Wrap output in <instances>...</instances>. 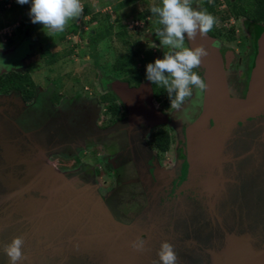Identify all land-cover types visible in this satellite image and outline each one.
<instances>
[{"label":"water","instance_id":"water-1","mask_svg":"<svg viewBox=\"0 0 264 264\" xmlns=\"http://www.w3.org/2000/svg\"><path fill=\"white\" fill-rule=\"evenodd\" d=\"M190 43L207 49V87L184 130L180 175L159 186L149 219H116L95 184L57 170L0 109V243L22 236L21 264H153L162 240L177 264H264V28L244 97L228 85L216 40ZM163 119L150 108V124ZM141 235L137 251L130 241ZM0 264H8L2 253Z\"/></svg>","mask_w":264,"mask_h":264},{"label":"flooded vegetation","instance_id":"flooded-vegetation-1","mask_svg":"<svg viewBox=\"0 0 264 264\" xmlns=\"http://www.w3.org/2000/svg\"><path fill=\"white\" fill-rule=\"evenodd\" d=\"M11 6L10 3L6 4V8ZM248 23L245 30L250 48L244 59L242 76L233 69L235 60L241 63V58L236 56L232 48L221 43L216 35L208 33L216 40L223 62L228 63V85L238 97L246 94L251 71L247 73L250 55L254 52L255 57L257 51V44L253 46L257 24L251 20ZM21 25L22 21L15 22L14 30L7 34L3 31V35L8 36L5 40L7 44L0 48V74L28 71L31 75L32 68L27 65V59L37 50H42L32 38L26 42L29 49L20 56L24 40L13 43L15 34L22 31L31 36L27 26L21 28ZM258 25L264 27V23ZM155 40L160 45L157 37ZM227 52L232 55L228 56ZM195 71L202 76L201 67ZM124 78H107L105 85L100 82V86L95 89L99 92L94 93V89L83 86L81 91L68 94H61L54 86L43 89L33 80L31 95L27 93L26 87L24 90L0 91V109L22 133L36 138L45 149L47 159L51 158L56 168L69 177H77L82 183L95 184L98 194L116 219L132 223L140 217L149 219L154 206L151 200L158 195L159 186L180 175L185 152L184 130L201 112L199 101L202 92L194 89L193 95L186 99L180 110L166 109L158 103L153 84L146 77L139 82H128ZM115 82L124 84L113 86ZM54 93L57 97L52 99ZM110 105H115L113 110L108 108ZM150 108L161 112L164 119L150 124ZM103 121L106 122L102 125ZM156 130H164L169 137L175 135L174 147H171L170 140L166 149L172 148V160L167 165L162 160L163 151H158L152 141V134ZM86 150L93 153L97 161L91 163L82 161L79 156L75 157L80 152L86 153ZM75 162H78L77 167ZM98 178L104 179L95 182ZM186 264L192 262L187 260Z\"/></svg>","mask_w":264,"mask_h":264},{"label":"rangeland","instance_id":"rangeland-1","mask_svg":"<svg viewBox=\"0 0 264 264\" xmlns=\"http://www.w3.org/2000/svg\"><path fill=\"white\" fill-rule=\"evenodd\" d=\"M120 1L81 0L83 7H88L89 13L82 12L78 18L69 22L62 33L48 35V30H44L41 24L32 23L29 15L30 4L21 5L17 3V0H9L8 3L12 6L0 11V28L7 27L0 31V48L7 44L5 40L8 35H3L2 32L6 31L7 34L10 30H14L15 22L22 21L21 28L23 25L27 26L31 36L22 31L15 34L13 43L24 40L22 43L24 49L20 56H23L29 49L26 47L29 39L33 38L42 48L41 51L37 50L33 53V56L26 62L32 68L31 77L36 84L43 89L47 86H54L61 94L81 91L83 86H89L90 89H94L95 93L100 82L105 85L107 78H121L129 71L142 66L146 70V64L154 62L156 58H162L166 50L162 49L155 40L157 20L150 11V6L159 4L160 0H137L130 5L118 7L117 4ZM202 1L204 0H193L192 6L195 8ZM216 9L217 12L214 15L216 23L213 28L218 32L217 37L220 42L232 48L236 56L241 58V63L235 60L233 69L235 68L237 74L242 76L244 59L250 48L249 37L245 30L248 20L230 16L225 0H218ZM138 13L146 14L145 21L136 18ZM123 28L127 30L129 37H122L127 40L126 43H123L121 37L116 35V32ZM95 32L102 33L103 36L99 35V40L92 42L90 38L96 34ZM54 52L59 54L57 61L51 65L46 64L45 58ZM116 58H125L129 61V66L125 71L113 68ZM152 86L156 87L154 84ZM84 93L88 94L87 91ZM55 96L57 97V94H52V99H55ZM158 103L161 104V99ZM105 122L103 121L102 125ZM174 136V134L170 135L171 147L175 145ZM242 145L246 151L250 143L245 141ZM78 154L75 157L79 156L82 161L86 160L91 163L97 161L94 159L96 158L94 154L87 150L86 153ZM162 160L166 165L171 163L172 148L162 152ZM47 161L52 163L51 158ZM75 164L77 167L78 162ZM57 170L62 172L59 168ZM103 179L98 178L94 181L98 182Z\"/></svg>","mask_w":264,"mask_h":264},{"label":"clouds","instance_id":"clouds-1","mask_svg":"<svg viewBox=\"0 0 264 264\" xmlns=\"http://www.w3.org/2000/svg\"><path fill=\"white\" fill-rule=\"evenodd\" d=\"M17 3L30 4L32 23L41 24L44 30H48V35L62 33L69 22L83 12L81 0H17ZM192 3L193 0H160L159 4L150 6L160 25L155 34L166 50L162 58L146 64V78L168 93L170 106L175 110L181 109L194 89L202 92L207 87L205 80L195 71L208 55L207 49L190 42H195L198 36L206 37L213 30L216 18L205 9L194 8ZM24 244L22 236H13L0 243V253L7 257L8 264H21L25 259ZM130 247L143 251V236L130 241ZM156 256L153 264H177L174 245L168 240L160 241Z\"/></svg>","mask_w":264,"mask_h":264},{"label":"trees","instance_id":"trees-1","mask_svg":"<svg viewBox=\"0 0 264 264\" xmlns=\"http://www.w3.org/2000/svg\"><path fill=\"white\" fill-rule=\"evenodd\" d=\"M137 0H121L117 6L118 7H123L125 5H130ZM8 3V0H0V11H3L6 8V4ZM218 3V0H204L200 2L198 5L197 9H205L209 13H211L213 16L216 14L217 9H216V4ZM225 3L228 6V11L230 16L234 17H245L247 20L253 21L255 24H257L256 31L254 33V38H253V46L255 47L256 39L261 32V30L264 28L262 26H259L258 24H263L264 23V0H225ZM84 14L89 13V9L87 6L83 7ZM108 17V15H107ZM136 18L139 20H144L146 18L145 13H138L136 14ZM157 20V25L156 28L160 27L158 24V18L155 16ZM245 26H249V23ZM233 29V28H232ZM92 36L91 41L97 42L99 40V35L102 37V33L100 34L99 32H95ZM217 31L213 28L211 32H209L210 35H216L217 36ZM116 35L121 37L122 42L126 43L127 40L123 38H129L127 35V30L125 28L120 29L116 32ZM123 37V38H122ZM157 37V36H156ZM157 40L159 41V38L157 37ZM11 41V39L9 40ZM59 54L58 52H54L49 54L48 57L45 58V63L48 65H51L57 61ZM249 66L247 69V73H249L252 65H253V60H254V52L253 54L250 55L249 59ZM129 66V61H127L125 58H116L114 63H113V68L115 70H126V68ZM146 77V70L145 67H140L136 68L133 71H129L127 75H125V80L128 82L134 81V82H139L141 78ZM34 84V81L29 74V72H20V71H8L5 73L0 74V91H7L10 89H15V90H24L25 87L27 90V93L29 95L32 94V86ZM155 85V84H154ZM156 87L154 88V96L158 99V101L161 99V105L163 108L166 109H171L170 106V99L168 96V93L160 86L155 85ZM163 97V98H162ZM115 105H110L108 106L109 109L113 110V107ZM164 130H156L152 134V141L155 144V147L158 149V151H165L169 145H170V137L167 134V132H163Z\"/></svg>","mask_w":264,"mask_h":264}]
</instances>
